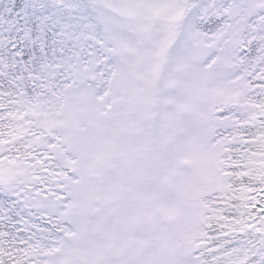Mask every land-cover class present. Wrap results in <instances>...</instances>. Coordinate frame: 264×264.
Instances as JSON below:
<instances>
[{"label":"snow or ice","instance_id":"1","mask_svg":"<svg viewBox=\"0 0 264 264\" xmlns=\"http://www.w3.org/2000/svg\"><path fill=\"white\" fill-rule=\"evenodd\" d=\"M0 264H264V0H6Z\"/></svg>","mask_w":264,"mask_h":264},{"label":"trees","instance_id":"2","mask_svg":"<svg viewBox=\"0 0 264 264\" xmlns=\"http://www.w3.org/2000/svg\"><path fill=\"white\" fill-rule=\"evenodd\" d=\"M6 3V0H0V7H2Z\"/></svg>","mask_w":264,"mask_h":264}]
</instances>
